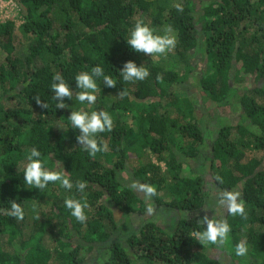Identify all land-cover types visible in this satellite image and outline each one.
Wrapping results in <instances>:
<instances>
[{
    "label": "trees",
    "instance_id": "trees-1",
    "mask_svg": "<svg viewBox=\"0 0 264 264\" xmlns=\"http://www.w3.org/2000/svg\"><path fill=\"white\" fill-rule=\"evenodd\" d=\"M12 1L30 43L25 55H17L14 21L0 23V264H84L95 245L104 243L100 264H222L205 252L216 245L193 235L203 229L207 189L241 194L246 215L233 216L226 206L232 231L224 248L241 264H264V0H180L183 12L175 5L163 10L159 0ZM141 17L153 28L174 27L178 68L128 47L124 39ZM198 59L204 63L203 94L220 109H240L236 119L220 125L200 162L210 173L187 176L172 150L175 136L186 143L187 157L200 154L205 136L192 100L171 86L184 81ZM127 60L144 63L150 75L124 81L119 68ZM96 64L117 79L116 86L98 80L96 103L81 104L75 75ZM56 73L72 88L65 108H56L51 89ZM77 108L113 116L111 131L98 134L106 147L95 156L79 146V129L68 128L67 117ZM33 146L49 169L85 180L84 192L54 182L42 190L27 186L23 168ZM144 152L155 162L149 158L132 166L131 158ZM126 169L154 187L158 205L182 213L171 232L146 221L124 241L113 234L118 227L113 209L130 213L141 202L120 180ZM165 188L171 198L164 201L158 190ZM70 196L87 201L84 222L64 205ZM10 200L22 205L23 219L7 214ZM242 239L249 252L237 257L234 247Z\"/></svg>",
    "mask_w": 264,
    "mask_h": 264
},
{
    "label": "clouds",
    "instance_id": "clouds-1",
    "mask_svg": "<svg viewBox=\"0 0 264 264\" xmlns=\"http://www.w3.org/2000/svg\"><path fill=\"white\" fill-rule=\"evenodd\" d=\"M175 8L178 12H183V3L178 0ZM124 40L130 49L150 56H164L175 48L178 42L176 30L171 24L158 32L142 17L133 22ZM149 75V68L144 63L138 65L133 60L125 61L123 66L119 68V76L124 81H143ZM52 79L51 89L54 92V99L57 101L56 108H65L64 98H72V88L60 73H56ZM74 79L76 87L80 89L76 99L81 104L87 102L89 105L96 103V93L100 88L97 83L98 80L102 79L108 87H115L117 83V79L105 74V70L100 64L92 66L90 71L77 73ZM67 118L70 124L68 128L79 129L76 139L79 146L90 156H95L105 149L106 146L99 142L98 134L111 131L113 128V116L110 112L103 109L88 111L84 108H77L71 109ZM25 159L23 181L30 188L35 187L42 190L48 186L49 182H54L69 191L75 188L76 192L83 193L87 187L85 180L73 181L64 169L51 170L46 167L47 161L42 157V152L35 146L27 152ZM146 191L149 194H155L154 188H147ZM224 202L227 203L228 212L231 215L242 217L246 215L245 202L239 192L227 194L221 201V203ZM64 205L76 220L80 222L86 220L85 209L88 207L86 200L70 196L64 200ZM33 208L35 209V206ZM7 214L17 219H23L25 212L19 202L10 200V208L7 210ZM201 223L203 229L195 231L193 234L196 240L219 246L229 243L232 229L226 219L205 216ZM234 251L237 257H246L249 252L247 240L242 239L237 242Z\"/></svg>",
    "mask_w": 264,
    "mask_h": 264
},
{
    "label": "rangeland",
    "instance_id": "rangeland-1",
    "mask_svg": "<svg viewBox=\"0 0 264 264\" xmlns=\"http://www.w3.org/2000/svg\"><path fill=\"white\" fill-rule=\"evenodd\" d=\"M177 2L178 0H159V6H162L164 10L172 7ZM8 19H12L15 24V51L17 55H25L28 52L30 37H28L22 31V21L19 18L18 7L12 0H0V23H4ZM155 29L158 32L162 30L158 28ZM148 56L150 55L148 54ZM2 57L3 53L0 52V60L2 59ZM150 57L153 58L157 64L171 68L179 67L173 49L164 56ZM203 67V61L201 59H198L196 61L194 69L189 72L188 77L184 81L175 83L171 86L172 90L177 93H180V95L184 94L192 100L196 108L195 113L198 119V125L200 126L205 136V142L204 145L201 147V150L199 152L200 154L195 157H187L184 154V148L186 146V143H180L181 138L175 136L176 145H172V150L175 152L178 159L183 162L181 174L187 176H194L200 173V171L210 173L208 172L206 165L205 168L203 165V167H201L202 163L200 164V162L204 160V156H206L209 152L211 142L215 137L220 125L224 123H229L232 120L236 119L240 109L237 105H233L232 108H228L226 111L222 108L220 109L216 107V105L211 102L205 94H203L199 85V75L201 74V69ZM244 90L245 89L242 88L240 91ZM128 118L131 119L130 114H128ZM248 154L251 155V153ZM149 158L154 162L156 160L152 154L144 152L139 156L132 157L130 164L132 166L140 165L143 164ZM161 165L162 168L165 169L164 164L161 163ZM129 169H126V173L121 174L122 177L120 176V180L125 185L130 186L135 191L137 196L141 199V202L135 204L134 206L137 209L130 213L119 211L116 208L113 209L118 224V227L115 233L113 234L117 235L124 241L128 235L135 233L140 228V226L146 221L156 222L160 226L164 227L167 231L171 232L175 228L178 215L182 216V213L168 209L165 205H158L152 194H149L146 191V189L150 187L145 186L139 180L132 177L129 174ZM212 174H217V172L213 171ZM206 191L209 192L207 196H205V207L201 215V220L205 216L209 218L215 217L225 219L224 212L227 203H221V201L230 192H216L211 189H207ZM158 195L164 201L169 200L171 198V193L167 188L158 190ZM48 244L49 246H52L53 242L48 240ZM104 245L105 243L95 245L94 249L88 256V261H86L84 264H100L106 257V253L103 248ZM224 247V245L208 247L205 249V252L211 257L218 258L222 264H241L238 259H231Z\"/></svg>",
    "mask_w": 264,
    "mask_h": 264
}]
</instances>
